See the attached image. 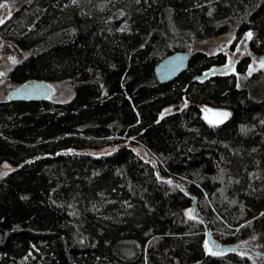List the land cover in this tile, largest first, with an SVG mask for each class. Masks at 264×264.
Returning <instances> with one entry per match:
<instances>
[{
    "label": "trees",
    "instance_id": "16d2710c",
    "mask_svg": "<svg viewBox=\"0 0 264 264\" xmlns=\"http://www.w3.org/2000/svg\"><path fill=\"white\" fill-rule=\"evenodd\" d=\"M4 6L0 39L22 54L7 78L66 81L73 96L0 101V264H254L243 252L264 240V64L247 71L264 55V0ZM226 33L246 49L237 73L194 81L227 58L195 47ZM178 51L187 69L160 83L156 66ZM202 105L227 116L209 123ZM208 231L237 250L209 253Z\"/></svg>",
    "mask_w": 264,
    "mask_h": 264
},
{
    "label": "water",
    "instance_id": "95a60500",
    "mask_svg": "<svg viewBox=\"0 0 264 264\" xmlns=\"http://www.w3.org/2000/svg\"><path fill=\"white\" fill-rule=\"evenodd\" d=\"M190 53L185 51L174 52L166 56L156 66L155 72L160 83H167L179 77L183 73L190 62ZM257 60L264 64V55L259 56ZM237 66V63L235 64ZM236 71H230L222 73L219 68L211 67L197 75L194 81L204 83L213 77L218 75L227 76L235 73ZM54 95V88L50 82L41 79H32L12 89L8 94V100L11 102H31V101H49ZM201 110L204 114V118L209 123H219L222 120V116L219 111L211 108L207 105H202ZM206 246L211 254H227L229 252L236 251V246H223L217 243L212 236V233L208 231L206 233ZM256 255H262L264 253L260 251H254Z\"/></svg>",
    "mask_w": 264,
    "mask_h": 264
},
{
    "label": "rangeland",
    "instance_id": "374dc122",
    "mask_svg": "<svg viewBox=\"0 0 264 264\" xmlns=\"http://www.w3.org/2000/svg\"><path fill=\"white\" fill-rule=\"evenodd\" d=\"M9 13H10L9 8L7 6H4L0 10V20L4 21L9 16ZM1 23L2 22H0V24ZM234 41H235L234 34L226 33L217 39H210L201 44H198L195 47V50H199L207 54L213 55L218 52H223L224 50H226V48H228L227 54H229L232 57V60L236 61L246 54V49L244 48L243 42H240L239 44L236 45V48H233L232 46L234 44ZM20 59H22L21 52L12 44L2 41L0 39V63L2 65V69L0 73V101L8 100L9 92L12 89L19 86L18 84L12 82L7 78L6 71L7 68H9L12 64L18 62ZM261 66L262 63H260L257 59H253V63L251 64V67L247 71V73H252ZM233 70L234 68L230 67L229 71H233ZM226 72L228 71L226 70ZM51 84L54 88V95L51 98L52 101H57V102L68 101L73 96V90L66 81H56V82H51ZM175 111L176 110H174L172 107H168L163 110L161 116L162 117L166 116ZM220 114L222 117L227 116L225 112H221ZM8 171H10V166L8 164L2 165L0 167V177L5 175ZM253 248H254L253 250L255 251H260L264 253V240L261 242V244H259V246H254ZM243 253H245L244 255L248 256L251 259V261H253L254 264H264L263 256L256 255L252 251L251 252L245 251Z\"/></svg>",
    "mask_w": 264,
    "mask_h": 264
},
{
    "label": "flooded vegetation",
    "instance_id": "af4514ba",
    "mask_svg": "<svg viewBox=\"0 0 264 264\" xmlns=\"http://www.w3.org/2000/svg\"><path fill=\"white\" fill-rule=\"evenodd\" d=\"M227 49H228V48H226V50H224V52H228ZM241 58H242V57H241ZM241 58H240L239 60L234 61V60H232V57H231L229 54H227L226 62H225L223 65H221V66L219 67V70H221L222 73H225L226 70H227L228 72H230V71H229L230 67H233V68H234V71H236L235 73H237L238 65H239V63L241 62ZM235 62L237 63V66L234 65ZM232 74H234V73H232Z\"/></svg>",
    "mask_w": 264,
    "mask_h": 264
},
{
    "label": "snow or ice",
    "instance_id": "6c2138e0",
    "mask_svg": "<svg viewBox=\"0 0 264 264\" xmlns=\"http://www.w3.org/2000/svg\"><path fill=\"white\" fill-rule=\"evenodd\" d=\"M0 22H2V20H0ZM248 35H249V37H251V33H249Z\"/></svg>",
    "mask_w": 264,
    "mask_h": 264
},
{
    "label": "bare ground",
    "instance_id": "6f19581e",
    "mask_svg": "<svg viewBox=\"0 0 264 264\" xmlns=\"http://www.w3.org/2000/svg\"><path fill=\"white\" fill-rule=\"evenodd\" d=\"M195 77H196V76H195ZM195 77H194V78H195ZM236 250H237V248H236Z\"/></svg>",
    "mask_w": 264,
    "mask_h": 264
}]
</instances>
